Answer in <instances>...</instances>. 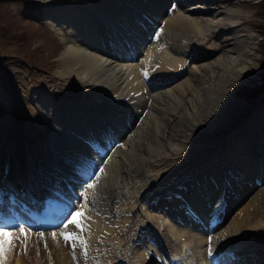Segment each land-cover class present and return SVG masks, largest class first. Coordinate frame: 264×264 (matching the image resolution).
Listing matches in <instances>:
<instances>
[{
    "label": "bare ground",
    "instance_id": "6f19581e",
    "mask_svg": "<svg viewBox=\"0 0 264 264\" xmlns=\"http://www.w3.org/2000/svg\"><path fill=\"white\" fill-rule=\"evenodd\" d=\"M40 1L64 43L58 77L81 93L21 84L14 98L0 88L8 106L0 188L19 197V186L37 194L42 179L52 191L62 185L28 203H40L43 216L62 208L64 218L31 231L19 209L5 206L13 235L23 224L28 243L25 253L13 241L0 264H169L174 256L227 264L232 252L263 260L264 109L203 137L229 121L236 84L258 65L257 31L240 17L242 0ZM76 206L91 218L87 258L79 244L74 257L60 235ZM41 231L51 254L43 241L30 250L31 233Z\"/></svg>",
    "mask_w": 264,
    "mask_h": 264
},
{
    "label": "rangeland",
    "instance_id": "374dc122",
    "mask_svg": "<svg viewBox=\"0 0 264 264\" xmlns=\"http://www.w3.org/2000/svg\"><path fill=\"white\" fill-rule=\"evenodd\" d=\"M239 6L242 9L240 17L244 25L257 31L255 42L258 65L253 73L236 84L234 96L238 100V105H232L233 113L229 121L220 127H213L203 137L215 138L217 134L226 133L238 124L240 118L252 116L264 109V90L262 89L257 95L253 93V89L259 84L260 87H264V76H262L264 12L260 11V0H242ZM142 40L144 48L151 43V39ZM63 48L64 43L60 33L45 20L43 3L40 0H0V88L7 89L8 95L12 93V96L15 94L14 98H19L18 88L21 84L30 88L33 93L50 91L68 93L69 91V93L73 92V94L79 95L81 87L78 88L74 82L63 84L62 78L58 77L57 72L60 65L58 56ZM139 55L140 57L144 56V53L141 52ZM255 83L256 85L253 87L252 85ZM7 90H5L6 93ZM260 107L262 109H259ZM7 108L5 97L0 94V135L3 138H6L3 122L7 116ZM13 112L16 113V110ZM180 140L183 141V139ZM28 142H31V137H28ZM5 146H8L7 142H5ZM4 166L7 173L8 168L6 169V164ZM3 173L4 171L0 173V182L3 181L1 180L4 177ZM261 229L259 237L264 240V231L261 232ZM32 230L34 229L31 228ZM33 236L35 235L31 233V238L34 241L29 238L30 250L32 253H36L39 250L37 243L43 240L40 236ZM46 238L47 248L45 249L47 253L51 254L52 246L47 236ZM261 256L264 258V251ZM248 260L241 264H245V262L249 264L264 263L258 259Z\"/></svg>",
    "mask_w": 264,
    "mask_h": 264
},
{
    "label": "snow or ice",
    "instance_id": "6c2138e0",
    "mask_svg": "<svg viewBox=\"0 0 264 264\" xmlns=\"http://www.w3.org/2000/svg\"><path fill=\"white\" fill-rule=\"evenodd\" d=\"M143 74L147 77L148 71L143 70ZM104 173V169L102 167L99 168V174L102 175ZM98 179V177H97ZM88 188H94L95 184H88ZM84 201H88L89 197L84 195ZM87 219H91L90 217L86 216V208H82L80 206H76L75 210L71 211L68 216L65 218V222L62 225L60 235L63 237L65 244L67 245L71 242V246L73 249V256L75 257V249L77 245L81 246L83 249L82 255L87 258L88 255V240L83 235V233L87 231H91L90 225L86 224L85 221ZM74 225L79 231H70L69 226ZM18 230L20 236L13 235L12 229L6 225H0V260H2L7 251L10 250L13 241H19L24 247L23 251L26 253L27 251V243H28V233L26 228L23 224L18 225ZM53 239L56 238V233H51ZM40 238L44 241V247L47 248V238L45 233L41 231L39 233ZM212 237L209 236V247H208V254L211 256L213 254V248L211 246Z\"/></svg>",
    "mask_w": 264,
    "mask_h": 264
},
{
    "label": "trees",
    "instance_id": "16d2710c",
    "mask_svg": "<svg viewBox=\"0 0 264 264\" xmlns=\"http://www.w3.org/2000/svg\"><path fill=\"white\" fill-rule=\"evenodd\" d=\"M260 5H261V10L260 11H263L264 12V0H260ZM263 62V71H262V76H264V60L262 61ZM263 86H264V83H263ZM255 87V86H253ZM262 89H264V87H260V84L258 85V87L254 88L253 89V93H258L260 92Z\"/></svg>",
    "mask_w": 264,
    "mask_h": 264
}]
</instances>
